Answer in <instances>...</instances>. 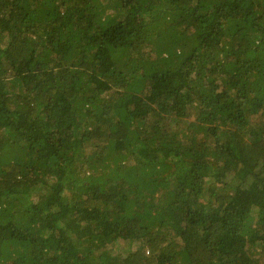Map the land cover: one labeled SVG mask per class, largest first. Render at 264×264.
<instances>
[{
	"label": "trees",
	"instance_id": "1",
	"mask_svg": "<svg viewBox=\"0 0 264 264\" xmlns=\"http://www.w3.org/2000/svg\"><path fill=\"white\" fill-rule=\"evenodd\" d=\"M0 264H264V0H0Z\"/></svg>",
	"mask_w": 264,
	"mask_h": 264
}]
</instances>
